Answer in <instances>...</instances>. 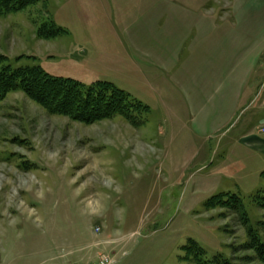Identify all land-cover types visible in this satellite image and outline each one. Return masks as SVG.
<instances>
[{
    "label": "rangeland",
    "instance_id": "rangeland-1",
    "mask_svg": "<svg viewBox=\"0 0 264 264\" xmlns=\"http://www.w3.org/2000/svg\"><path fill=\"white\" fill-rule=\"evenodd\" d=\"M5 66L135 104L86 125L1 100L0 264H194L190 241L262 264L236 208L206 204L264 222V0H42L0 16Z\"/></svg>",
    "mask_w": 264,
    "mask_h": 264
},
{
    "label": "trees",
    "instance_id": "trees-1",
    "mask_svg": "<svg viewBox=\"0 0 264 264\" xmlns=\"http://www.w3.org/2000/svg\"><path fill=\"white\" fill-rule=\"evenodd\" d=\"M42 0H0V16L21 11L29 6L41 3ZM51 33L45 35L42 30L37 31L41 39L54 38L62 29L51 26ZM21 92L52 115L67 117L82 124L110 120L115 117H128L129 109L135 104L127 94L108 82H96L85 86L71 79L56 78L46 74L39 67H23L12 69L9 66L0 69V102L9 93ZM139 106L135 105V109ZM264 176V173H263ZM222 194L212 197L206 204L208 210L215 209L226 203L228 207L236 208L241 223L246 228V234L251 248L257 259L264 264V222L255 228L249 227V219L242 211L243 204L237 195L220 200ZM256 204L264 208V189L254 198ZM245 215H244V214ZM263 232V236L260 235ZM185 259L194 264H230L229 261L214 255L207 257L195 242H188L183 247Z\"/></svg>",
    "mask_w": 264,
    "mask_h": 264
},
{
    "label": "crops",
    "instance_id": "crops-1",
    "mask_svg": "<svg viewBox=\"0 0 264 264\" xmlns=\"http://www.w3.org/2000/svg\"><path fill=\"white\" fill-rule=\"evenodd\" d=\"M259 124H261V126H264V118L260 120ZM256 142H257L256 140H252V141H250V144L252 143L253 145L254 144L256 145L257 144Z\"/></svg>",
    "mask_w": 264,
    "mask_h": 264
},
{
    "label": "built area",
    "instance_id": "built-area-1",
    "mask_svg": "<svg viewBox=\"0 0 264 264\" xmlns=\"http://www.w3.org/2000/svg\"><path fill=\"white\" fill-rule=\"evenodd\" d=\"M112 262L107 259H102L100 264H111Z\"/></svg>",
    "mask_w": 264,
    "mask_h": 264
}]
</instances>
